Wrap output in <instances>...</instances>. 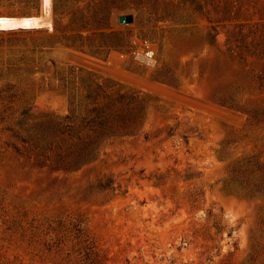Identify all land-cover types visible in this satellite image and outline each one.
Masks as SVG:
<instances>
[{
    "label": "rangeland",
    "instance_id": "1",
    "mask_svg": "<svg viewBox=\"0 0 264 264\" xmlns=\"http://www.w3.org/2000/svg\"><path fill=\"white\" fill-rule=\"evenodd\" d=\"M40 3L0 0V264H264V0Z\"/></svg>",
    "mask_w": 264,
    "mask_h": 264
},
{
    "label": "bare ground",
    "instance_id": "2",
    "mask_svg": "<svg viewBox=\"0 0 264 264\" xmlns=\"http://www.w3.org/2000/svg\"><path fill=\"white\" fill-rule=\"evenodd\" d=\"M40 1H41V17H42L43 16V4H42V0ZM10 18H13V17H10ZM16 18H30V17H16ZM34 18H37V17H34Z\"/></svg>",
    "mask_w": 264,
    "mask_h": 264
},
{
    "label": "water",
    "instance_id": "3",
    "mask_svg": "<svg viewBox=\"0 0 264 264\" xmlns=\"http://www.w3.org/2000/svg\"><path fill=\"white\" fill-rule=\"evenodd\" d=\"M39 15H41V3H40V7H39Z\"/></svg>",
    "mask_w": 264,
    "mask_h": 264
},
{
    "label": "trees",
    "instance_id": "4",
    "mask_svg": "<svg viewBox=\"0 0 264 264\" xmlns=\"http://www.w3.org/2000/svg\"><path fill=\"white\" fill-rule=\"evenodd\" d=\"M122 20H125V19H122ZM126 20H127V21H129V20H130V18H129V17H127V18H126Z\"/></svg>",
    "mask_w": 264,
    "mask_h": 264
}]
</instances>
